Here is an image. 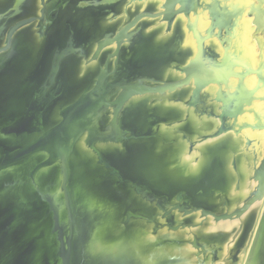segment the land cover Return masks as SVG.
I'll return each instance as SVG.
<instances>
[{
    "label": "flooded vegetation",
    "instance_id": "1",
    "mask_svg": "<svg viewBox=\"0 0 264 264\" xmlns=\"http://www.w3.org/2000/svg\"><path fill=\"white\" fill-rule=\"evenodd\" d=\"M217 1L241 9L225 18L211 0H0V50L9 43L0 66L11 67L15 82L33 81L39 96H53L41 106L44 115L91 92L81 123L90 130L83 144L91 143L98 171L139 192L153 209L150 219L185 241L179 225L204 222L200 233L225 231L197 240L194 250L217 256L215 241L222 255L232 250V261L248 233L241 237L229 221L214 224L202 212L232 213L260 186L254 179L264 145V35L248 11L254 0ZM247 8L255 28L242 18ZM56 54L63 58L54 62L51 83ZM259 206L234 223L252 225ZM233 233L237 242L225 249Z\"/></svg>",
    "mask_w": 264,
    "mask_h": 264
},
{
    "label": "water",
    "instance_id": "2",
    "mask_svg": "<svg viewBox=\"0 0 264 264\" xmlns=\"http://www.w3.org/2000/svg\"><path fill=\"white\" fill-rule=\"evenodd\" d=\"M260 31L264 35L258 27ZM8 47L9 43L1 50ZM62 58L63 54L54 55L51 83L59 65L54 62ZM0 68V264H142L128 262L123 245H114L110 238H121L126 232L135 236L138 247L139 242L143 245V264H182L183 257L191 264H264V145L258 177L254 179L260 185L257 191L234 207L232 213L202 212V217H212L215 224L239 219L252 205L262 202L257 223L249 228L237 258L229 259L232 250L222 255L223 246L215 241H210L212 246L221 247L217 256L214 250L195 252L199 250L197 240L209 241L199 235L204 222L194 224L191 236L189 227L194 225H179V229H187L189 238L185 241L180 235L167 232L165 224L150 219L153 209L139 201L135 195L139 192L126 190L125 199L119 200L117 195L112 206L99 210L98 206L82 203L75 177L85 174L71 168V160L77 157L78 144L91 154V143L88 148L87 143L83 144V137L90 130L81 123L94 102L91 92L58 112L47 109L44 115L41 106L48 99L52 101L53 96H39L33 81H13L7 75L12 72L9 65ZM262 84L264 87V81ZM182 85L179 82L167 88ZM125 100L121 97L119 105ZM35 121L38 125L31 127ZM116 177L122 183L126 178L120 174ZM114 186L120 187L115 181ZM236 239L234 233L229 234L224 248L236 244Z\"/></svg>",
    "mask_w": 264,
    "mask_h": 264
},
{
    "label": "bare ground",
    "instance_id": "3",
    "mask_svg": "<svg viewBox=\"0 0 264 264\" xmlns=\"http://www.w3.org/2000/svg\"><path fill=\"white\" fill-rule=\"evenodd\" d=\"M82 71H83V68H82ZM85 72L87 73L88 71L86 70ZM82 78H79V79H82ZM135 101H132V102H134V104H135ZM130 105H131V103H130ZM211 143H212V140H211ZM75 151H76L75 152L76 153L75 156H77V157H75V159L71 160L72 161L71 168L74 167L77 171H81L83 174H85V177H83V175L82 176L76 175V177H75V182H79L78 183L79 185L76 186V189L80 192V194H81L82 191H84V189H86L88 191L93 190V189H89L90 186L87 185V184H89V185L92 184L93 187H96V188H99V187L101 188L102 187V189H104L108 194L109 193H113L115 196L118 195L119 196V200L122 199L121 197H123L125 199V197L127 196L126 189L115 187L113 179L108 178L106 175H102L101 174L102 171H98V169L94 165L95 164L94 156H92V154H90L89 152H86V150L83 147L79 146V144L76 146V150ZM101 151H103L106 155L111 156V148L105 146L104 148L101 149ZM43 175H45V174H43ZM127 203H129V202H127ZM259 203H260V206H259L258 213L256 215V218H255V221L253 222V224L257 223L258 215H259V212L261 210L262 202L260 201ZM254 205H252V206H254ZM252 206L250 207V209L252 208ZM249 210L247 212H249ZM250 214L253 215V212H251ZM248 216H250V215H248ZM225 222H227V221H225ZM228 225H229L230 229L234 228V230L241 228L240 231L243 230L242 233H241V237H244L249 232V228L251 227V224H249L247 222L243 226V224H241V223L240 224L234 223V220H230L228 222ZM192 227H195V225L194 226H190L189 229L192 228ZM192 233H193V231L189 230V234H192ZM218 234H221L222 238H223L225 236L224 234H226V233L222 229L209 230L207 232L204 230V231H202V233H200V236H202L205 240H207V239L210 240V239L214 238L213 236H217ZM112 235H115V234L112 233ZM184 237L188 239L187 236H184ZM110 238L114 242V237H110ZM186 256L188 258L190 255L187 254ZM182 264H191V263L189 262V260H186L183 257Z\"/></svg>",
    "mask_w": 264,
    "mask_h": 264
},
{
    "label": "rangeland",
    "instance_id": "4",
    "mask_svg": "<svg viewBox=\"0 0 264 264\" xmlns=\"http://www.w3.org/2000/svg\"><path fill=\"white\" fill-rule=\"evenodd\" d=\"M261 1L262 3L259 0H254V4L249 7V10L248 8L244 10L243 15H242V18L247 19V21L250 22V26H252L253 28H255V25L252 23L253 16L248 15V11H251V10L253 11L255 15V19H254L255 24H257L258 27L264 29V0H261ZM210 8L212 9V11H215V13L224 15L225 18L226 16L236 13V11L241 9L236 4H231V5H226L224 3L219 4L217 0H211ZM257 33H260L261 35L263 34V32L261 31ZM87 185L90 186L89 189H93V190L88 191L84 189V191H82L81 194H79L80 198L82 199L83 204H93L95 206H98V210L99 208L104 209L109 204L110 206L113 205L112 201L116 199V196L113 193L108 194L104 189H102V187L96 188V187H93L92 184L90 185L87 184ZM98 214L100 215L99 211H98ZM113 243L114 245H123L124 247L123 251L126 253V258L128 262L136 261L142 264L144 263V258L141 252L143 245H141V243L139 242V247H138V244H137L138 242L135 236L132 235V233L126 232L125 234L122 235L121 238L114 237Z\"/></svg>",
    "mask_w": 264,
    "mask_h": 264
}]
</instances>
